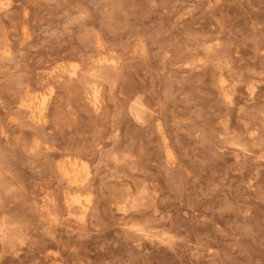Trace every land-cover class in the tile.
I'll return each mask as SVG.
<instances>
[{
  "label": "rangeland",
  "instance_id": "374dc122",
  "mask_svg": "<svg viewBox=\"0 0 264 264\" xmlns=\"http://www.w3.org/2000/svg\"><path fill=\"white\" fill-rule=\"evenodd\" d=\"M0 264H264V0H0Z\"/></svg>",
  "mask_w": 264,
  "mask_h": 264
},
{
  "label": "bare ground",
  "instance_id": "6f19581e",
  "mask_svg": "<svg viewBox=\"0 0 264 264\" xmlns=\"http://www.w3.org/2000/svg\"><path fill=\"white\" fill-rule=\"evenodd\" d=\"M72 76H74V75H76L75 74V72H73L72 74H71ZM70 75V76H71ZM71 76V77H72ZM224 82L225 81H223V83L222 84H224ZM95 83V82H94ZM94 83H88L87 84V86H88V91L90 92V97H91V101H92V103L93 104H97V103H99L100 104V102H98L99 101V99H100V97H99V89H98V86H96ZM50 89V88H49ZM255 89L256 88H254L253 86L249 89V93H250V96H253L254 95V92H255ZM52 88L50 89V91H49V94L48 95H52ZM226 93V92H225ZM89 94V93H88ZM231 95L232 94H226L225 95V98H226V100L227 101H231L232 102V100H231ZM249 95V94H248ZM49 96V97H50ZM137 99V98H136ZM47 100V98L45 97V96H42V99L37 103V105H30V106H28V109H29V111H30V113H31V115H32V117H33V119H34V121H37V122H41L43 119H44V112H45V110L47 109V107H46V101ZM135 101V100H134ZM138 101H139V99H138ZM141 102V101H140ZM230 102V103H231ZM98 105V104H97ZM133 105V104H132ZM131 106V105H130ZM132 108H131V110H129V111H131L132 112V114H133V117L136 119V120H138L139 122L140 121H142L143 119H144V112H143V109H142V107H141V104H139V102H136V104L134 105V106H131ZM145 107V106H144ZM97 108V107H96ZM146 108V107H145ZM131 114V113H130ZM149 114V113H148ZM134 120V119H133ZM42 123V122H41ZM72 167H73V165H72ZM71 167V171H72V173L74 174V172H75V170H74V168L75 167H73L72 168ZM70 171V172H71ZM76 173V172H75ZM67 174V173H66ZM70 174V173H69ZM72 174V175H73ZM71 175V176H72ZM73 177H74V175H73ZM75 182V181H74ZM129 192V191H128ZM132 193V192H131ZM130 196H131V194H129ZM139 196V195H138ZM126 197V196H125ZM129 197V196H128ZM141 197V196H140ZM129 198H131V197H129ZM133 198V197H132ZM79 199H80V196H75V197H73V199H72V202L73 203H79ZM129 201V200H128ZM126 202V201H125ZM133 205H135L136 206V204L137 203H139V205H141L140 204V202L142 203V197H141V199L139 198V199H137V198H133L131 201H130ZM80 204V203H79ZM78 204V205H79ZM128 204V203H127ZM82 205V204H81ZM129 206V205H128ZM142 206V205H141ZM143 206H145V205H143ZM135 209V208H134ZM80 210L82 211V214H85L86 213V211H88L87 210V207L86 206H80ZM130 210H131V208H130ZM78 211H79V209H78ZM86 215V214H85Z\"/></svg>",
  "mask_w": 264,
  "mask_h": 264
}]
</instances>
